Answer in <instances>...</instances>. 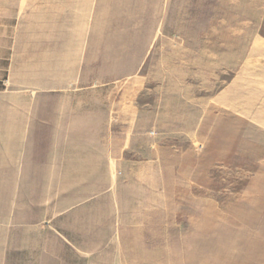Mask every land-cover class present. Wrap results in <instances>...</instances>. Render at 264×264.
<instances>
[{"label":"rangeland","instance_id":"rangeland-1","mask_svg":"<svg viewBox=\"0 0 264 264\" xmlns=\"http://www.w3.org/2000/svg\"><path fill=\"white\" fill-rule=\"evenodd\" d=\"M0 264H264V0H0Z\"/></svg>","mask_w":264,"mask_h":264}]
</instances>
